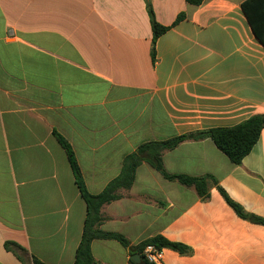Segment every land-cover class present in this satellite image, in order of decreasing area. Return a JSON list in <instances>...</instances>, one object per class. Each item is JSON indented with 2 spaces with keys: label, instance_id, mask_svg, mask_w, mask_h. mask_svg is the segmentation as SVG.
Here are the masks:
<instances>
[{
  "label": "crops",
  "instance_id": "obj_1",
  "mask_svg": "<svg viewBox=\"0 0 264 264\" xmlns=\"http://www.w3.org/2000/svg\"><path fill=\"white\" fill-rule=\"evenodd\" d=\"M245 1L151 0L169 27L154 57L145 0H0V264H74L87 205L55 132L98 194L143 143L264 115V46ZM163 164L212 177L264 219V129L239 165L210 138L166 150ZM208 187L203 200L143 162L132 187L103 206L100 229L132 246L163 236L191 250L163 249L161 264H264V225ZM92 253L95 264H132L115 240H95Z\"/></svg>",
  "mask_w": 264,
  "mask_h": 264
},
{
  "label": "trees",
  "instance_id": "obj_2",
  "mask_svg": "<svg viewBox=\"0 0 264 264\" xmlns=\"http://www.w3.org/2000/svg\"><path fill=\"white\" fill-rule=\"evenodd\" d=\"M189 4L199 6L204 0H186ZM147 11L150 16L153 29V56L155 57V44L157 39L168 31L169 27L163 26L156 21L155 13L151 0H145ZM242 10L247 17L257 39L264 46V0H246L242 4ZM185 14H180L176 23L180 22ZM264 129V115H254L248 120L229 128H214L187 135H181L166 141H152L138 146L136 151L127 155L123 161V167L119 176L113 179L104 190L98 194H92L88 191L81 167L76 157V153L71 144L59 133L55 132L59 143L65 150L70 166L72 168L78 189L87 205V216L84 223V229L80 244L76 251L74 264H95V258L92 253V244L95 240H115L125 248L130 250V256L140 254L142 262L149 263L142 255L143 249L147 245H154L159 249H171L182 255L190 253L189 247L169 241L163 236H155L143 241L137 246H132L130 241L122 234L115 232H105L100 229L101 224L106 220L102 214V208L120 198L118 191L120 189H130L135 181L136 170L143 163L151 164L164 178L170 181H178L182 185L193 187L203 200L209 198V180L218 186L225 201L233 208L236 214L244 220L253 224L264 225V219L247 213L244 208L234 202L227 193L221 188L217 181L210 176L190 177L186 175L169 174L163 164V153L166 150L176 148L185 140H203L212 139L219 150L229 157L232 163L239 165L243 159L251 153L261 137ZM132 264H136L131 260ZM33 264H47L37 258H33Z\"/></svg>",
  "mask_w": 264,
  "mask_h": 264
},
{
  "label": "built area",
  "instance_id": "obj_3",
  "mask_svg": "<svg viewBox=\"0 0 264 264\" xmlns=\"http://www.w3.org/2000/svg\"><path fill=\"white\" fill-rule=\"evenodd\" d=\"M142 255L149 263L161 264L163 260V249H159L154 245H147L143 249Z\"/></svg>",
  "mask_w": 264,
  "mask_h": 264
},
{
  "label": "water",
  "instance_id": "obj_4",
  "mask_svg": "<svg viewBox=\"0 0 264 264\" xmlns=\"http://www.w3.org/2000/svg\"><path fill=\"white\" fill-rule=\"evenodd\" d=\"M131 260L136 263V264H140L142 262V258L140 254H134L131 256Z\"/></svg>",
  "mask_w": 264,
  "mask_h": 264
}]
</instances>
